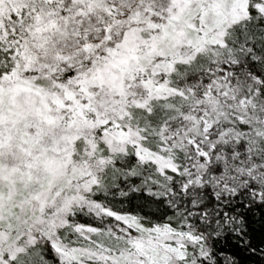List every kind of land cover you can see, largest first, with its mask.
Listing matches in <instances>:
<instances>
[{
  "label": "snow or ice",
  "instance_id": "1",
  "mask_svg": "<svg viewBox=\"0 0 264 264\" xmlns=\"http://www.w3.org/2000/svg\"><path fill=\"white\" fill-rule=\"evenodd\" d=\"M0 264H264V0H0Z\"/></svg>",
  "mask_w": 264,
  "mask_h": 264
}]
</instances>
